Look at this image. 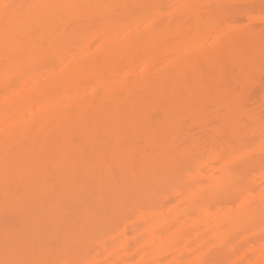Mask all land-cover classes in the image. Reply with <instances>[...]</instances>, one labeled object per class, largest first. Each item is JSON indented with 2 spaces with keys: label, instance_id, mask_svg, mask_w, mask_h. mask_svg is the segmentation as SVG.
<instances>
[{
  "label": "bare ground",
  "instance_id": "obj_1",
  "mask_svg": "<svg viewBox=\"0 0 264 264\" xmlns=\"http://www.w3.org/2000/svg\"><path fill=\"white\" fill-rule=\"evenodd\" d=\"M0 3V264H264V0Z\"/></svg>",
  "mask_w": 264,
  "mask_h": 264
},
{
  "label": "snow or ice",
  "instance_id": "obj_2",
  "mask_svg": "<svg viewBox=\"0 0 264 264\" xmlns=\"http://www.w3.org/2000/svg\"><path fill=\"white\" fill-rule=\"evenodd\" d=\"M65 5H23L0 3V18L4 21L3 44L6 55L15 51L23 37L33 31L38 30L44 23L41 17L33 10L40 8H65ZM264 20V14H262ZM219 28L222 29L216 52L205 53L204 55L209 61L215 60L216 56L224 48L226 40L232 37V29L226 28L220 23ZM261 42L264 45V33L261 34ZM239 102L237 98V103ZM237 123H241L237 121ZM261 154L264 157V117L261 124ZM7 155V154H6ZM235 159H241L242 154L234 153ZM17 264H49L47 261L37 262H17ZM57 264H70L68 261L57 262Z\"/></svg>",
  "mask_w": 264,
  "mask_h": 264
},
{
  "label": "rangeland",
  "instance_id": "obj_3",
  "mask_svg": "<svg viewBox=\"0 0 264 264\" xmlns=\"http://www.w3.org/2000/svg\"><path fill=\"white\" fill-rule=\"evenodd\" d=\"M244 22V21H243ZM243 28H246L247 30H250L249 28H248V23H246V21L241 25ZM258 25H255V27H257ZM242 27H239L240 29L242 28ZM242 28V29H243ZM254 28V27H253ZM252 30V29H251ZM256 30V29H255ZM255 30H253V31H251L252 33H254V31ZM256 33V32H255ZM260 76L264 79V75L263 74H260ZM253 94H256V95H260L261 93H262V88H261V86H258V85H255L254 87H253ZM258 93V94H257ZM262 95V94H261ZM205 134V132L203 133V135ZM207 154V153H206ZM263 230V229H262ZM264 232V231H263ZM239 239H237V241H238ZM240 240L242 241V238H240ZM240 240H239V242H240ZM201 240H199L198 242H196L195 244H194V246L192 245V246H190V250H193V247H195V245H200V242ZM228 241H230V240H228ZM238 242V243H239ZM194 243V242H193ZM198 243V244H197ZM214 243V242H213ZM238 243H234V240H233V244L232 245H237ZM133 245V244H132ZM211 245V244H210ZM142 246V245H141ZM167 246V243L166 244H163L162 245V247H160V249L162 248L163 250L165 249V247ZM214 246H215V244H214ZM133 247V246H132ZM138 247H140V245H138L137 244V246L136 247H133L134 249L132 250V251H136V249L138 248ZM197 247V246H196ZM209 247V246H208ZM207 247V248H208ZM241 247H244V246H241ZM207 248H204V249H206L207 250ZM212 248V247H211ZM216 248H217V246H216ZM225 248V247H224ZM132 249V248H131ZM161 249V250H162ZM203 249V250H204ZM214 250V249H213ZM227 250V249H226ZM209 251V250H208ZM201 252V251H200ZM227 252V251H226ZM200 254V253H199ZM251 256V255H250ZM250 259H252V258H250ZM256 260V258L254 257L252 260H249L252 264H253V261H254V263L257 261H255ZM245 262V261H244ZM247 263H250V262H248V261H246ZM239 264H241V262L239 263ZM245 264V263H244ZM255 264H258V262L257 263H255Z\"/></svg>",
  "mask_w": 264,
  "mask_h": 264
}]
</instances>
